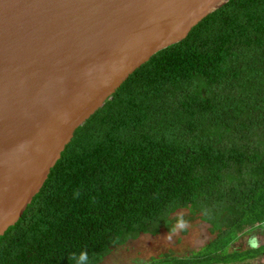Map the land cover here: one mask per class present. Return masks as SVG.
I'll use <instances>...</instances> for the list:
<instances>
[{"label":"trees","instance_id":"16d2710c","mask_svg":"<svg viewBox=\"0 0 264 264\" xmlns=\"http://www.w3.org/2000/svg\"><path fill=\"white\" fill-rule=\"evenodd\" d=\"M193 221L208 226L204 247L133 263L264 258V244L235 247L264 233V0H230L138 69L0 238V264H105Z\"/></svg>","mask_w":264,"mask_h":264},{"label":"water","instance_id":"95a60500","mask_svg":"<svg viewBox=\"0 0 264 264\" xmlns=\"http://www.w3.org/2000/svg\"><path fill=\"white\" fill-rule=\"evenodd\" d=\"M230 0H0V238L76 131Z\"/></svg>","mask_w":264,"mask_h":264},{"label":"rangeland","instance_id":"374dc122","mask_svg":"<svg viewBox=\"0 0 264 264\" xmlns=\"http://www.w3.org/2000/svg\"><path fill=\"white\" fill-rule=\"evenodd\" d=\"M187 212H181L186 215ZM183 228L187 233H183ZM208 226L200 221H193L180 228L174 234L162 233L159 236H142L132 242L127 248L117 251L105 264H134L133 260H147L162 253L174 252L178 255H187L204 247L210 240ZM264 244V233L256 231L242 237L235 245L236 248L247 250ZM264 264V258L257 262Z\"/></svg>","mask_w":264,"mask_h":264}]
</instances>
